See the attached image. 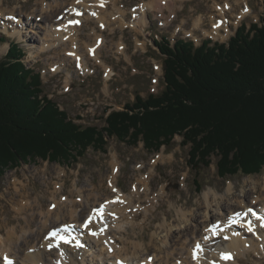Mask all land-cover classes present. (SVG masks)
Returning <instances> with one entry per match:
<instances>
[{
  "label": "rangeland",
  "instance_id": "rangeland-1",
  "mask_svg": "<svg viewBox=\"0 0 264 264\" xmlns=\"http://www.w3.org/2000/svg\"><path fill=\"white\" fill-rule=\"evenodd\" d=\"M41 1L2 0L3 7L8 8L6 13L11 9L14 18L7 20L0 16V60L8 51L10 43H17L23 51L22 61L26 67L40 74L43 94L55 101L76 123L98 127L105 124L104 117L108 111L122 108L124 103L133 101L137 94L146 98L149 94H159L164 88V57L155 41L172 45L177 37H188L199 44L201 37L208 38L204 34H219L209 31L212 24L210 22L217 17H223L215 9L214 2L217 6L229 5L230 9L226 8L224 12H230L232 19H235L236 14H243L246 6L252 9V13L244 15L242 21L234 22L232 34L241 24L249 27L251 23L259 21L263 10V0H170L166 3V11L146 8L143 17L140 16L141 25L134 29L137 31L127 27L123 29L114 23L104 29L84 15L82 24L77 29V36L74 35L73 49L68 39L58 40L53 33V30L60 31L59 24L61 27H68L69 23L63 22L64 19H57L56 16L58 14L66 17L70 13L74 15L69 11L72 0H43L45 4H49L48 7ZM85 1L90 3L91 0ZM144 1L116 0V6L124 10L116 9L123 22H127L126 25L135 24V20L131 21L133 13L141 14V11L133 9L132 6L136 7L139 2ZM56 2L61 4L57 6ZM198 16H202V22L199 30H195L194 20L200 18ZM50 20L56 29L47 27ZM3 25L6 31L3 30ZM203 29L209 30L203 32ZM147 31H150L151 37ZM224 37L223 34L222 38ZM97 43L101 45L95 53L98 59L88 52L89 47ZM66 50L83 52V68L76 66L74 58ZM55 67L57 71L52 70ZM107 68L111 72L109 77L106 74ZM104 139L107 142L103 150L89 147L75 161L68 163L27 156L25 161L16 158L8 165L0 166L3 171L0 177V234L8 236L10 232L13 234V229L20 233L21 225L26 224L25 216L30 213L33 207L31 203L35 200L43 205L44 211L50 207L48 204L53 197L57 200L71 197L79 202V190L89 188L90 185L97 196L112 197L113 184L108 183L107 177L114 173L112 179L116 181L121 194L133 195L135 208L140 206L131 223L126 217L121 218L126 227L123 233H118L114 227L108 231L113 235L115 247L118 250L121 248V252L126 250L129 255H134L131 264L139 263V254L141 258L151 257L152 264H163L165 260L170 264L175 256L188 257L186 249L192 246L195 238L193 231L186 227L202 229L201 223L193 219L197 218L201 222L208 214L211 217L209 223H213L216 218H224L235 213L232 212L234 210L244 209L246 205L259 207L258 202L252 199L256 195H264V166L259 173H237L221 177L217 172V157L212 155L208 166L194 168L188 161V148L181 145L179 135L174 137L171 145L163 146L158 151L147 150L141 141L133 146L114 137ZM148 175L150 176L146 187L138 179L143 180V176ZM135 183L139 187L137 190L134 189ZM254 186L257 187L256 193ZM205 192L210 193L213 205L209 213H206L208 210L204 203ZM212 192L216 193L214 199H219V204L213 200ZM241 200L242 203L237 204ZM17 202L21 206L30 203L31 207L29 205L26 212H21L14 208V203ZM82 202L77 205L78 212L84 207ZM219 206L222 208L221 213L217 209ZM59 223L60 221L52 225ZM32 226L36 229V226ZM218 235L213 240L208 239L205 256L208 259L215 257L225 263L228 260H221V255L215 256L212 251L225 247V237ZM93 244L91 251L87 249L88 252H84L83 258L71 254H78L81 249L67 248L70 264H114L113 257H103ZM42 250H46L45 247ZM44 260L46 264L55 263L54 259ZM30 263L29 261L27 264ZM18 264H22L20 258ZM234 264H264L263 247L256 245L244 251Z\"/></svg>",
  "mask_w": 264,
  "mask_h": 264
},
{
  "label": "trees",
  "instance_id": "trees-1",
  "mask_svg": "<svg viewBox=\"0 0 264 264\" xmlns=\"http://www.w3.org/2000/svg\"><path fill=\"white\" fill-rule=\"evenodd\" d=\"M262 7L260 20L241 24L226 43L156 41L164 88L109 111L102 127L76 123L44 95L40 74L26 67L12 41L0 60V166L27 156L68 163L89 147L103 150L105 137L158 151L179 135L194 168L208 166L215 155L221 177L261 172L264 0Z\"/></svg>",
  "mask_w": 264,
  "mask_h": 264
},
{
  "label": "bare ground",
  "instance_id": "bare-ground-1",
  "mask_svg": "<svg viewBox=\"0 0 264 264\" xmlns=\"http://www.w3.org/2000/svg\"><path fill=\"white\" fill-rule=\"evenodd\" d=\"M61 1L63 2L66 0H61ZM168 1H170V0H145L144 2H141V3L139 2V4L136 5L135 10H137L141 7V9H140L141 14H137L136 12H134L133 18H131V21L135 20V24H130V25L128 24L129 25L128 26V25H126L127 22H126V24L123 22V20L121 19V16L118 14V12L116 10V9H121V8H119V6H116L117 5V4H115L116 0H110V1L91 0L90 3L86 2L85 0H78V2L76 4L77 5L81 4L86 8V9H84L83 7H81L79 5V7L83 8V10H84L83 14H81V17L77 16V15H72L71 13H70V15H67L66 17H65V15L63 16V15L57 14V16H56L57 19H64L62 21L69 23V25H68V27L64 28V27H61V25L59 24L61 27L60 31L59 30H53V33L55 34V37L58 40L66 41L68 39L70 44H72V47L74 49L75 48L74 35L77 36V29H78L79 25L82 24V16L87 15L92 20H94V22H96L97 24L102 26V28H104V29L114 23V24L120 25V27L123 29L127 27L133 31L136 27L139 28V26L141 25L139 23L142 22L141 17H143V14L146 12L145 11L146 8H157L159 10L161 9L162 11H166V3ZM41 2L43 4H45L43 0ZM57 2H56L57 6L61 4V2H60V4ZM100 2L104 3V7H98V3H100ZM74 3H75V0H72V2L69 4L71 7L69 9V11H71L72 8L74 7ZM2 4H3L2 0H0V16H4L3 17L4 19L6 17L7 20L10 19V17L14 18L13 13L10 12L11 9L8 13H6L8 8L5 6L3 7ZM214 4L216 7L215 9L217 10V8H218L219 14H222V16H223V10L225 8H229V5H227V4H225L223 7L217 6V3H215V2H214ZM45 5H46V7L49 6V4H45ZM121 10H123V9H121ZM248 12H249V9H247V11H245V10L243 11L244 15H246ZM45 20L47 21L46 17H45ZM72 21H78L79 23H72ZM201 21H202L201 18L195 19V23H194L195 29H198V27H200L199 25L201 24ZM52 24L53 23L50 20L49 22H47V27L48 28H52V27L55 28L54 26H52ZM212 24H213V29L209 30V31H211V32L213 31L215 33L219 32V34H214V35H209V36L214 38V39L223 40L222 35L223 34L225 35L226 33H221L220 30H221V28L227 29L226 27H228V23L224 22L221 26H219L217 24V20H215L214 22H212ZM4 28H6L5 25H3V30L6 31ZM142 30H144V29L142 28ZM206 30L207 29H203V32H206ZM134 31H137V30H134ZM204 35L207 36V34H204ZM97 36H99V35H96V37ZM225 37H226V35H225ZM225 37H224V39H225ZM92 46H96L97 48L95 51H97L101 45H98V44L93 45L92 44L88 49L89 52H90V48ZM66 52H68V54H70L74 58H77L79 56L81 58V61H82L81 67L79 69L83 68L84 57H85L83 52L79 53L77 51H67V50H66ZM95 53L93 54V56L98 59V56H95ZM56 68L57 67H55L54 70L57 71ZM106 74L108 75V77L111 75L109 68L106 69ZM115 162H117V160ZM150 174H152V173L150 172ZM149 176L150 175L143 176V180H141V179H138V180L142 181V184L147 187L148 186L147 180H148ZM113 177H114V173H113V175H111V179ZM16 180H15V182H16ZM114 185L117 186L115 180H114ZM114 185H113V187H114ZM134 185H135L134 189L137 190L139 188V187L137 188V183H135ZM255 185H256V183H255ZM263 188H264V181H263ZM230 190L231 189L229 188V191ZM79 192L81 194V200L80 201L82 202V200H84L82 202L84 204L83 205L84 207L79 212L77 210V207H78L77 205H79L80 201L77 202L76 200L72 199L71 197L63 198L64 200H57V199H55V197H53L52 201H50V203L48 204V205H50V207L45 211L43 210V205L40 202H38L36 200L33 201V203H31V205H33V207L31 209L30 213L25 216L26 224L21 225L20 233H18L15 229H13V232H12L13 234H11V232H10L8 236H4V235L0 234V257L7 255L10 259L15 258V264H18V258H20L22 264H27V263H29V261L31 262L30 264H46L44 258H48L50 260L54 259L55 261L57 259L58 261H61L60 264H70L69 261L71 260V258L67 253V248L72 249V248H76V247L61 246L60 248L55 249L51 245V240L45 239V233H46L45 231L47 229H49L50 227H55L52 224L60 221V223L58 225L63 224V223H69V224L74 225L75 227H79L80 228V230H79L80 234H82V235L87 234L86 237H89L90 241H93L95 243V246L101 252L103 257H105V258L113 257L115 262L117 261V259L121 258L125 261L127 260L129 262V264H131L130 261H131V259H133L132 256H134V255L133 254H132V256L129 255L130 253L128 254V252L126 250L121 252V250H122L121 248L118 250L114 245L113 235L108 233V231L112 227H114L118 230V233L119 232L123 233L126 230V227L124 224H122L121 218L126 217L128 222L131 223L130 221H132V218L136 215V213L139 211V208H140V206H138L139 204L137 205L139 208L138 207L135 208L136 205L133 204V200H134L133 195L125 196V195L121 194L122 191L118 190V191H115L114 195L110 198L106 197V196L100 197L94 193L92 185H90L89 188H84V189L82 188V190H79ZM254 192L255 193L257 192L256 186H254ZM215 194H216L215 192H212L211 196H212L213 200H216V203L219 204V202H220L219 199H216V198L214 199ZM113 197L117 198V201L115 203L111 202V198H113ZM21 198H23V197H21ZM28 199H29V197H28ZM252 200L254 202L257 201L258 203L257 202L256 203L259 204V210L260 211H258L257 213H262V215H263L262 219L257 220L259 223V226H258V229L255 231L254 235L251 234L248 230L244 232V231L238 230V229L232 230V229H225L223 227H218L215 230L210 231L208 226L210 224L209 222H211V217H210V215L207 214L204 216L205 218L201 222L197 218L193 219V221H197V222L201 223L202 229L194 228V226H189V227L187 226L186 227V229L189 228V230L193 231L192 235L195 238V240L193 241V244L200 242L201 243L200 250L202 251L203 246L205 249V246H206L205 244L208 242V239L213 240V238L219 236L218 234L223 235L225 237L224 239H226L225 247H223L222 250L221 249H214L212 251H213V254L215 256H219L223 253L224 254H231L232 258L230 260H228L230 264H234L235 261L238 260L239 255H241L244 251H248L251 248H254L256 245L257 246L260 245V247H263V249H264V246H263V244H264V195H263V197H259L258 195H256V197H253ZM19 203H20V200H19ZM204 203H205V207L208 210V211H206V213L207 212L209 213L210 207H212L213 205L211 204L212 202L210 200V193H208V192L204 193ZM241 203H242V200L237 202V204H241ZM24 204H25V202H24ZM29 205H30V203H27L26 206L25 205L21 206L17 202V203H14V208L17 210H20L21 212H26L27 206H29ZM31 205H30V207H31ZM249 206L250 205H246L245 208L246 207L248 208ZM133 207L135 208V210ZM92 208H96L97 211L95 213H91ZM229 208H230V206H229ZM129 209H130V211H127ZM217 209H218L219 213L222 212V208L220 206L217 207ZM32 210H34V211H32ZM103 210H106L107 213L106 214L103 213L102 212ZM237 211H239V210H234L232 212H237ZM242 211H240V212H242ZM107 214L109 216L107 218H105ZM120 214H122V215H120ZM182 214H183V216H185V213H182ZM227 216L224 217L223 219H226ZM221 219L216 218L213 222H215L217 220H221ZM85 222L91 223V227L87 228L86 230L83 226V223H85ZM112 223H115V225L113 226ZM32 225L36 226V229H33ZM58 225H56V226H58ZM103 225H105V226H103ZM94 229H98V234L96 236L88 234L89 230H94ZM213 233H215V235H213ZM11 235H14L15 237H13ZM107 235L109 236V238ZM206 237H207V239H206ZM165 241H166V239H164V242ZM49 245H51V248L49 247ZM43 247H45L46 250H42ZM59 249L63 250V252L60 253ZM76 249H79V248H76ZM133 249H136V248H133ZM89 250L91 251V249H89ZM186 251H187L188 257H186V256H180V257L175 256L174 261L171 262L170 264H190L192 246L191 247L189 246L188 249H186ZM84 252L85 251L81 249V251L77 252L78 254H76L74 252H72L71 254L80 255L83 258L85 256ZM87 252L88 251L86 250L85 254ZM55 255H56V258H55ZM138 258H139L138 264H152V261H151L152 259L149 261L148 256L141 258V255L139 254ZM167 263H166V260H165V262L163 261V264H167ZM202 263H204L203 260H202ZM208 263L209 264H219L220 261L213 259V258H210ZM0 264H3L2 259H0Z\"/></svg>",
  "mask_w": 264,
  "mask_h": 264
},
{
  "label": "snow or ice",
  "instance_id": "snow-or-ice-1",
  "mask_svg": "<svg viewBox=\"0 0 264 264\" xmlns=\"http://www.w3.org/2000/svg\"><path fill=\"white\" fill-rule=\"evenodd\" d=\"M94 15V14H93ZM72 23H79L78 21H72ZM239 214H237L238 216ZM85 227H87V223L85 224ZM211 231V229H210ZM249 231H251V228H249ZM50 235H55V233H52ZM213 235H215V233H213ZM61 240L64 241V243H68L69 241L65 240L63 237L60 238ZM207 239V237H206ZM49 247L51 248V245H49ZM76 247H82V245L77 242L76 244ZM199 245H197V249H199ZM222 259H225V260H230L232 257H231V254H222ZM0 259L3 260V264H14V262L7 256V255H4L2 257H0Z\"/></svg>",
  "mask_w": 264,
  "mask_h": 264
},
{
  "label": "crops",
  "instance_id": "crops-1",
  "mask_svg": "<svg viewBox=\"0 0 264 264\" xmlns=\"http://www.w3.org/2000/svg\"><path fill=\"white\" fill-rule=\"evenodd\" d=\"M198 17H200L202 19V16H198Z\"/></svg>",
  "mask_w": 264,
  "mask_h": 264
}]
</instances>
